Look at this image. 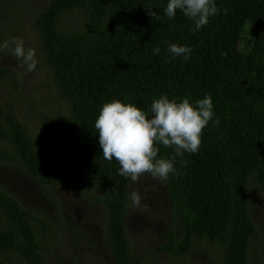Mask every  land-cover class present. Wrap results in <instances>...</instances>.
Segmentation results:
<instances>
[{"label": "trees", "instance_id": "16d2710c", "mask_svg": "<svg viewBox=\"0 0 264 264\" xmlns=\"http://www.w3.org/2000/svg\"><path fill=\"white\" fill-rule=\"evenodd\" d=\"M167 2L49 0L32 29L54 103L62 104L39 110L33 129L14 104L18 72L0 63V163L28 173L59 214L56 189L102 208L114 264H149L162 255L189 261L196 251L217 264H263L251 187L264 196V0H217L228 15L221 11L195 34L181 13L172 20L164 15ZM171 43L194 51L169 63ZM157 46L161 52L153 55ZM209 93L221 123L210 122L199 152L177 157L181 174L163 180L167 238L141 261L126 223L132 181L119 175L115 159L103 158L95 120L113 98L149 111L161 94L194 102ZM158 147L160 157L173 155ZM60 218L62 227L0 184V264H52L49 254L70 224Z\"/></svg>", "mask_w": 264, "mask_h": 264}, {"label": "rangeland", "instance_id": "374dc122", "mask_svg": "<svg viewBox=\"0 0 264 264\" xmlns=\"http://www.w3.org/2000/svg\"><path fill=\"white\" fill-rule=\"evenodd\" d=\"M49 0H0V42L22 37L26 48L36 50L37 68L25 74L19 61L12 55L11 48L0 51V63L18 72L20 82L9 87L16 93L14 104L33 129L40 120L39 110L60 109L62 103H54L55 90L48 81L43 63L38 55V41L32 20ZM14 47V45L12 46ZM6 97V95H5ZM59 104V105H58ZM53 110L51 112H53ZM0 163V184L25 206L43 214L48 213L52 222H59L66 216L62 235L49 254L52 264H114L110 247L105 239V212L102 208L85 203L73 192L61 189L52 190L64 210L61 214L50 198L44 195L41 187L23 169ZM163 180L144 173L136 182H131L130 192H139L143 199L140 206L130 202L126 223L132 251L139 260H145L160 243L167 238L169 227L170 199ZM252 212L258 226L255 249L260 252L264 264V196L256 186L251 187ZM57 212H56V211ZM60 218V221L66 220ZM63 222H59L62 227ZM189 261H180L169 256H159L149 264H217L206 253L196 251L189 255ZM17 264H28L22 259Z\"/></svg>", "mask_w": 264, "mask_h": 264}, {"label": "clouds", "instance_id": "9594fccd", "mask_svg": "<svg viewBox=\"0 0 264 264\" xmlns=\"http://www.w3.org/2000/svg\"><path fill=\"white\" fill-rule=\"evenodd\" d=\"M221 11L223 15H228L229 10H221L217 0H168L163 9L169 20L174 19L178 12L190 20L193 34L208 26ZM150 15L156 21L161 19L154 11H150ZM9 48L20 67L25 69V74L36 70V50L26 48L22 37L0 42V51ZM193 51L187 45L168 44V62L180 57L187 58ZM160 52L157 46L153 55ZM210 122L213 126L221 123L214 111V100L210 93L194 102L187 97L170 98L167 94H161L152 101L149 111L113 98L101 107L94 127L98 132L103 158L110 162L115 159L120 165L119 175L136 182L144 173H151L161 180L168 179L170 175L179 176L181 173L175 166L176 158L183 157L185 153L199 152L203 130ZM159 145L172 148L173 155L170 158L160 157ZM129 198L133 206H140L143 199L137 191L130 192Z\"/></svg>", "mask_w": 264, "mask_h": 264}]
</instances>
